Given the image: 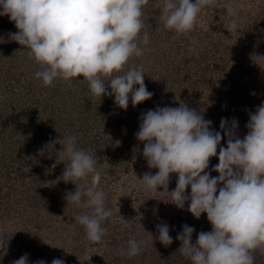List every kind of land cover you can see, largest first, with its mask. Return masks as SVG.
<instances>
[{
  "label": "rangeland",
  "instance_id": "obj_1",
  "mask_svg": "<svg viewBox=\"0 0 264 264\" xmlns=\"http://www.w3.org/2000/svg\"><path fill=\"white\" fill-rule=\"evenodd\" d=\"M162 3L163 0H149L144 6L143 13L158 18V26L145 25L141 36L146 31L150 42L143 56L130 59L125 66L127 69L131 65H143L144 83L152 97L136 106L130 99L125 110L115 104L113 96H107V208L113 212L107 221V264H191L178 253L181 242L176 237L183 231L182 226L187 224L195 229L193 243L201 231H212L206 213L196 218L188 210L187 202L183 208L169 202L170 196L163 192L162 186L157 191H145L137 182L145 173L158 172L148 167L143 149L130 143L139 131L142 113L158 106L179 107L183 103L202 114L205 120L219 115L218 121L211 124L213 131L220 129L222 119L229 122V127L233 119L237 120L236 135L243 139L249 131V113L264 103L258 99L263 95L256 94L252 86L247 89L242 81L232 89L231 81L236 75L241 77L243 71L242 74L239 71L245 70L247 63L264 68V58L251 59L253 55L262 57L257 51L264 53V0H215L198 14L193 30L187 34L164 28L160 21ZM229 4L237 12L238 24L231 32L225 27L233 19L227 15ZM18 31L8 16L0 15V231L12 235L7 253H0V264H12L25 254L29 264L39 260L51 264L57 258L64 264H106V234L101 242H89L83 226L74 219L87 209L69 205L66 200V195L75 191V184L63 181L49 184L65 168V163L56 156L62 146L56 143L51 153L45 149L40 154L49 142L62 139L63 135H75L77 147L90 150L96 159L101 173L99 188L106 193V96L94 97L87 84L80 82L83 77L55 80L51 86H44L34 76L41 70L40 65L28 58V49L11 39L10 34ZM167 39L174 51L164 48ZM220 55L227 56L230 65L238 64L235 76L225 75L216 68L212 72ZM179 63L180 68L186 66L181 75L186 80L184 85L179 84L180 77L173 78L168 71L169 66ZM203 68L212 72L206 76L224 77L217 90L232 89L223 105L219 106L218 97L213 99V107L209 100L204 101ZM249 71L248 80L256 79L262 84L263 75ZM156 72L157 78L146 79L147 74ZM162 77L164 84L153 83ZM172 80L176 81L174 85ZM171 85L180 88L174 96L170 94ZM107 90L110 92V87ZM122 135L129 139L127 143H121ZM221 135L224 136L223 132ZM225 140L224 148L227 136ZM220 148L218 145L217 155L210 158L205 170L212 177L219 176L212 169L219 163ZM177 180V174L170 175L169 192L176 188ZM222 186L218 185V189ZM190 193L189 186L186 194ZM34 198L38 200L36 205ZM165 223L173 240L168 246L158 239L157 225ZM103 226L106 228V221ZM132 237L143 240L144 244L141 253L129 259L121 253ZM254 255L256 264H264V254L256 250Z\"/></svg>",
  "mask_w": 264,
  "mask_h": 264
},
{
  "label": "clouds",
  "instance_id": "obj_2",
  "mask_svg": "<svg viewBox=\"0 0 264 264\" xmlns=\"http://www.w3.org/2000/svg\"><path fill=\"white\" fill-rule=\"evenodd\" d=\"M215 0H163L160 21L165 29L177 34L193 30L198 14ZM149 0H0V15L8 16L19 30L11 39L28 49V58L40 65L34 76L44 86L55 80L80 78L94 97L113 96L115 104L127 109L129 100L136 106L148 99L143 65H128L132 58L143 56L149 44L145 31L144 6ZM227 15L233 17L225 26L236 30L237 12L229 4ZM264 58L253 55L251 59ZM107 79V82H105ZM138 85V87H137ZM110 87L111 91L107 89ZM248 133L236 135L238 121L231 126L221 120V131L211 130V121L195 109L181 103L179 107H157L142 113L138 141L144 143L143 156L148 167L158 169L145 173L137 182L145 191L164 188L171 203L200 218L203 213L212 231H201L195 243V229L187 224L176 239L181 242L178 253L191 264H256L254 252L264 254V103L249 113ZM227 136V147L219 150V163L212 177L205 170L217 147ZM75 135L49 142L44 150L50 153L55 144L62 146L57 160L65 163L62 175L49 184L60 181L75 184L74 192L66 195L69 205L87 209L74 217L83 226L85 238L101 242L107 229L105 221L113 216L106 207V193L99 188L101 173L92 152L77 147ZM171 174H177V186L168 191ZM90 177V181H89ZM218 185H223L219 187ZM191 187L190 195L186 189ZM161 192V193H163ZM218 192V195H217ZM127 222V221H126ZM158 239L165 246L173 240L169 226L158 224ZM11 234L0 231V253H7ZM143 240L134 237L127 241L121 255L131 259L138 256ZM12 264H29L28 255ZM36 264H46L39 260ZM51 264H64L53 259Z\"/></svg>",
  "mask_w": 264,
  "mask_h": 264
},
{
  "label": "trees",
  "instance_id": "obj_3",
  "mask_svg": "<svg viewBox=\"0 0 264 264\" xmlns=\"http://www.w3.org/2000/svg\"><path fill=\"white\" fill-rule=\"evenodd\" d=\"M143 16H146V20H144V24L145 25H147L148 27H149V25H156V26H158L157 25V22H158V18L156 19V17H152V15H150V13H148L147 12V14H143ZM218 42H219V40H218ZM164 45H165V47L164 48H171V49H173V51H174V48H173V44H171V42L169 41V39H167V40H164ZM213 46V45H212ZM16 47L17 48H20V46L19 45H16ZM21 49V48H20ZM182 49V48H181ZM164 50V49H163ZM209 51L211 52V46H210V49H209ZM258 53H260V54H262V57L264 56V53L263 52H259V51H257V54ZM186 55H188V52H186ZM206 55H210V53L209 52H207L206 53ZM186 64L188 63V61H187V58H186ZM229 58L226 56L225 58H223L221 55L220 56H217L216 57V62H214V65H216L217 67H212V72H214L216 69L217 70H220V72L221 73H224L225 75H232V76H235V75H233V73H234V69H235V67L237 66L238 67V64H235V63H233V64H229ZM181 63H183V62H181ZM181 63H179L177 66H169L168 67V71H171L172 72V74L170 75V76H172L173 78L174 77H180V80H179V84L181 83L182 85H184V83L186 82V80H184L183 78H182V76L181 75H183V70L185 69V67L186 66H184V67H181L180 68V64ZM184 64V63H183ZM189 66V65H188ZM190 67V66H189ZM201 66H199V68H200ZM188 68V67H187ZM216 68V69H215ZM243 68V67H242ZM174 69V70H173ZM211 70L209 69V68H203L202 69V74H204L203 75V77H202V81H203V87L205 88V93H204V95H205V100L204 101H207V100H209L210 101V107H213V99L214 98H216V97H218L219 98V100H216L220 105L219 106H221V105H223V103H224V101L227 99V97H226V94L227 93H231L232 92V89H234L238 84H241V82L242 81H244V83H246L247 84V89L249 88V86H252V90H254L255 91V93L256 94H261V95H263L262 97H260V98H258L259 100H261V101H263L264 102V79H263V82H262V84H259V81L258 80H256V79H249L248 80V73L250 74L251 72L249 71V70H252V71H255V72H258V73H260L261 75H263V77H264V68H262V69H259V66H256V65H252L251 63H247L246 64V66H245V70L243 69V70H240L239 72L242 74V71H243V74L241 75V77H238V75H236L237 76V78H231V81L232 82H234L232 85H233V88L232 89H230V91L229 92H225V91H221V90H217V87H218V85H220L222 82H224V77H222V76H219V78L215 75V77L214 76H206V74H212V72H211ZM244 71H246V74H245V72ZM186 72H187V70H186ZM189 72V71H188ZM187 72V73H188ZM207 72V73H206ZM158 72H156V73H154L153 75L151 74V75H148L147 74V76H146V79L149 81V80H151V79H155V77H156V74H157ZM152 77H154V78H152ZM157 78V77H156ZM166 78H167V76H166ZM241 78V79H240ZM244 78H246V79H244ZM252 78V77H251ZM162 82H163V84H164V82L165 81H163V77H162V80H159V78L157 79V82L154 80L153 81V83H156L157 85H162ZM175 82L176 81H174V80H172L171 81V84H175ZM173 85H171V87L169 88L170 90H171V92H170V94L171 95H173L174 96V92H176L178 89H180L179 87H176V86H173ZM217 85V86H216ZM228 95V94H227ZM232 98H235V99H237L235 96H233ZM234 99V100H235ZM206 104H208V103H206ZM159 107V106H158ZM155 109L157 108V107H154ZM211 114H213V113H209L208 115H211ZM212 116V115H211ZM218 117L220 118V116L219 115H217V116H212L210 119H209V121H211V122H213V121H218ZM225 117V116H224ZM216 123V122H215ZM216 124H218V123H216ZM218 128H220V127H218ZM220 130V129H219ZM219 130H217V131H219ZM121 143H127V141L129 140L128 138H126V136H124V135H122L121 137ZM222 138H224V139H222L221 141V143H220V146L221 147H224L225 146V143H224V141L226 142V136H222ZM133 140V142L132 141H130V143H134L135 145H137L139 148H141V149H143L144 148V143L143 142H140V141H138L137 140V138L136 137H134V139H132ZM211 158H213V157H211ZM37 201L38 200H36L35 198H34V201H33V203L36 205L37 204ZM33 204V205H34ZM34 205V206H35ZM18 214V213H17ZM14 215H16V213L14 214ZM21 241V240H20Z\"/></svg>",
  "mask_w": 264,
  "mask_h": 264
}]
</instances>
